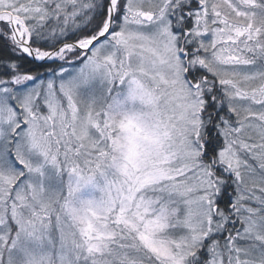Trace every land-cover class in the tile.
I'll return each mask as SVG.
<instances>
[{"label": "snow or ice", "instance_id": "obj_1", "mask_svg": "<svg viewBox=\"0 0 264 264\" xmlns=\"http://www.w3.org/2000/svg\"><path fill=\"white\" fill-rule=\"evenodd\" d=\"M0 264H264V0H0Z\"/></svg>", "mask_w": 264, "mask_h": 264}]
</instances>
